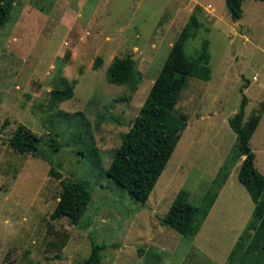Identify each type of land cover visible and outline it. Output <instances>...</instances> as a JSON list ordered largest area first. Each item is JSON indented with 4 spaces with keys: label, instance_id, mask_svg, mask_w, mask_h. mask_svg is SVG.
Here are the masks:
<instances>
[{
    "label": "rangeland",
    "instance_id": "1",
    "mask_svg": "<svg viewBox=\"0 0 264 264\" xmlns=\"http://www.w3.org/2000/svg\"><path fill=\"white\" fill-rule=\"evenodd\" d=\"M13 3L0 29V264H80L92 242L105 245L98 264H264L260 247L245 252L253 202L237 178L242 157L235 160L237 135L228 124L246 95L244 120L261 114L249 142L264 175V2L243 0L235 22L225 0ZM191 16L200 27L185 52L195 57L208 42L210 78H188L176 106L188 115L187 126L142 203L106 169ZM126 55L139 73L135 88L106 79L112 59ZM96 57L101 63L94 68ZM65 83L73 84L72 97L54 103L50 91ZM19 125L41 137L37 155L8 145ZM91 143L99 159L79 152ZM225 165L229 175L204 219L197 214L194 237L162 222L180 190L206 210L204 197L214 194ZM61 179L89 187L77 225L50 216Z\"/></svg>",
    "mask_w": 264,
    "mask_h": 264
},
{
    "label": "trees",
    "instance_id": "2",
    "mask_svg": "<svg viewBox=\"0 0 264 264\" xmlns=\"http://www.w3.org/2000/svg\"><path fill=\"white\" fill-rule=\"evenodd\" d=\"M242 1L225 0L233 22L241 18ZM260 1L264 2V0ZM13 2L14 0H0V29L9 18ZM199 27L197 19L191 16L189 22L181 29L137 115L132 120L128 131L122 136L121 143L106 169V174L110 178L135 200L142 203L148 199L180 138L181 132L187 126L188 115L178 111L176 106L188 78L194 77L205 81L210 78L208 42L206 40L202 42L200 51L195 57L188 56L185 52L186 42L196 35ZM100 63V57H96L93 67H99ZM134 65L131 55L115 56L106 71L107 81L115 85L129 84L135 88L139 81V73L135 70ZM50 94L54 103L68 100L73 95V84L65 83L62 87L53 88ZM247 101L246 95L242 94L239 108L228 119L230 128L237 135L235 160L242 157L237 178L253 202V216L249 224L252 225L254 231L245 252L259 247L264 250V200L262 198L264 175L255 167V154L249 142L261 114L252 113L244 120ZM7 142L13 150L19 153L37 155L41 137L29 128L19 125ZM49 144L52 150L57 149V145L52 139ZM91 144L86 147V150L81 149L79 152L89 158L95 154V157L99 159L98 150ZM229 172V167L227 168L225 165L215 175L212 183L214 189L210 190H213L214 194L211 195L207 192L204 197L206 202H204L206 205L204 209L206 210H201L188 202L186 191L180 190L164 214L162 222L186 237H194L199 226V219H196L197 214L203 213L200 216L202 220L204 219ZM50 174L61 178V173L53 168H50ZM60 186L59 199L50 216L51 218L66 217L72 224L77 225L91 200L89 187L82 179H61ZM253 220L258 223L253 225ZM104 248V244L92 242L88 257L80 264H98L101 258L100 251Z\"/></svg>",
    "mask_w": 264,
    "mask_h": 264
}]
</instances>
